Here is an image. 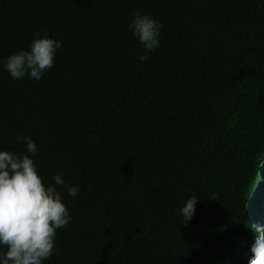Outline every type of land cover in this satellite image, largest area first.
<instances>
[{
  "label": "trees",
  "instance_id": "16d2710c",
  "mask_svg": "<svg viewBox=\"0 0 264 264\" xmlns=\"http://www.w3.org/2000/svg\"><path fill=\"white\" fill-rule=\"evenodd\" d=\"M134 9L163 25L143 62ZM45 32L62 47L39 81L0 68V149L24 153L27 135L43 182H66L72 219L44 264H247L258 236L241 204L264 170V0H0V59ZM262 194L250 197L259 220Z\"/></svg>",
  "mask_w": 264,
  "mask_h": 264
},
{
  "label": "clouds",
  "instance_id": "9594fccd",
  "mask_svg": "<svg viewBox=\"0 0 264 264\" xmlns=\"http://www.w3.org/2000/svg\"><path fill=\"white\" fill-rule=\"evenodd\" d=\"M127 27L143 48L138 59L142 62L147 60L149 53L157 51L160 46L162 23L151 13L134 9ZM61 47V41L46 32L38 34L28 49L0 59V68L12 80L23 79L27 75L29 79L39 81L53 66L56 52ZM16 139L24 142V153L0 149V264H44L59 252L55 244L56 229L66 226L72 219L57 188L64 187L66 182L62 174L53 173L52 182L44 183L32 159L37 153L35 141L19 134ZM261 184L264 181L252 179L241 204V212L252 221L256 210L252 212L249 199ZM79 192V185L67 188L70 197H76ZM197 199L196 195L189 196L180 208L183 224L193 218ZM259 200L264 201V194L259 196ZM252 226L259 236L250 246L247 264H264V218L261 222L253 221Z\"/></svg>",
  "mask_w": 264,
  "mask_h": 264
},
{
  "label": "bare ground",
  "instance_id": "6f19581e",
  "mask_svg": "<svg viewBox=\"0 0 264 264\" xmlns=\"http://www.w3.org/2000/svg\"><path fill=\"white\" fill-rule=\"evenodd\" d=\"M260 175H262V176H260L259 178H260L261 180L263 179V181H264V170L261 171ZM260 186H261V185H260ZM249 201H250V199H249ZM259 210H260V212H261V208H260ZM252 216L255 217V222H256V220H258L259 222H261V221H262V218H264V215H262V216L260 217V220H259V218H258V214L256 213V211H255V215H252ZM254 232L256 233L257 236H259V233H258L256 230H254Z\"/></svg>",
  "mask_w": 264,
  "mask_h": 264
}]
</instances>
